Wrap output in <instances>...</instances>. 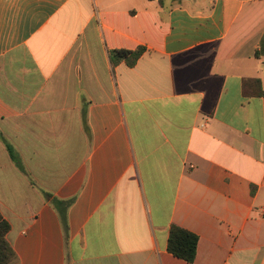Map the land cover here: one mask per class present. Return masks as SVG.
<instances>
[{
    "label": "crops",
    "instance_id": "0c3cea01",
    "mask_svg": "<svg viewBox=\"0 0 264 264\" xmlns=\"http://www.w3.org/2000/svg\"><path fill=\"white\" fill-rule=\"evenodd\" d=\"M249 79L264 91V0H0V213L18 264H264ZM172 225L199 236L193 263L168 251Z\"/></svg>",
    "mask_w": 264,
    "mask_h": 264
},
{
    "label": "trees",
    "instance_id": "16d2710c",
    "mask_svg": "<svg viewBox=\"0 0 264 264\" xmlns=\"http://www.w3.org/2000/svg\"><path fill=\"white\" fill-rule=\"evenodd\" d=\"M145 52L144 47H139L134 51L117 49L111 51V59L113 64H118L122 61H126L129 66H134L137 60ZM256 87V90H251V87ZM244 92L248 95L259 94L264 95V91L261 86V82L258 79H249L244 82ZM10 154L16 164L23 169L22 163L18 158L11 145L7 144ZM57 204V201H54ZM64 208L71 204V201L59 202ZM62 217L64 219V225L67 229L65 222V212L61 211ZM10 231L9 222L3 218L0 213V264H18L17 256L10 243L8 242L7 235ZM199 236L183 227L178 225H172L169 231L168 240V251L174 256L183 259L189 263H193L196 259L198 252Z\"/></svg>",
    "mask_w": 264,
    "mask_h": 264
}]
</instances>
